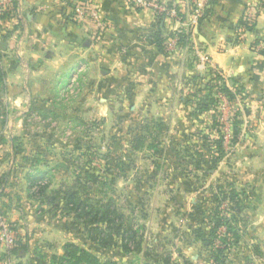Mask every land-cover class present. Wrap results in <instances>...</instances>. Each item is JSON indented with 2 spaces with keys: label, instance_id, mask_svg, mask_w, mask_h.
Instances as JSON below:
<instances>
[{
  "label": "rangeland",
  "instance_id": "rangeland-1",
  "mask_svg": "<svg viewBox=\"0 0 264 264\" xmlns=\"http://www.w3.org/2000/svg\"><path fill=\"white\" fill-rule=\"evenodd\" d=\"M197 74L185 89L198 116L192 125H127L120 97H113V81L103 75L95 94L90 78H70L62 91L29 110L22 124L0 96V238L8 231L14 238L22 235L26 221L32 230L63 232L58 242L51 234L37 248L38 264H51L57 250L49 246L62 245L65 238L101 261L117 264H145L146 250L161 264H218L219 250H224L225 264H264V226L257 228L264 209L253 204L254 180L246 181L240 170L235 130L241 119L239 96L231 100L221 90L223 81L209 70L198 69ZM97 76L91 79L100 80ZM196 105L208 109L199 113ZM36 171L47 172V178L32 181ZM78 182L87 187L81 197L92 203L113 201L125 217L116 229L134 220L142 251L132 246L126 253L116 236L119 243L113 249L95 248L85 227L72 226L73 214L55 211L39 196L44 186L50 195ZM217 211L229 223L213 233ZM227 226L234 231L225 243ZM4 242L0 264L21 263Z\"/></svg>",
  "mask_w": 264,
  "mask_h": 264
},
{
  "label": "crops",
  "instance_id": "crops-1",
  "mask_svg": "<svg viewBox=\"0 0 264 264\" xmlns=\"http://www.w3.org/2000/svg\"><path fill=\"white\" fill-rule=\"evenodd\" d=\"M9 1L11 14L0 18L5 73L0 96L5 98L4 106L17 111V122L22 124L29 110L62 91L70 78L83 74L93 83L94 94L101 90L102 75L113 81V97H120L127 125L145 121L192 125L198 116L192 112L194 105L185 97V89L198 75L199 52L210 58L223 83L239 96L240 170L246 181L254 180L253 204L264 209V55L260 53L264 45H258L264 39V0H215L212 5L208 0L209 15L192 33L183 28L190 35L189 42L167 53L148 35L156 29L157 15L135 7L130 0H76L96 8L101 27L78 18L65 0ZM159 1H171L186 19L192 15L193 0ZM257 6L261 13L254 30L240 37L241 20ZM160 26L165 35L181 28L164 19ZM2 42H6L5 49ZM96 73L100 80L91 79ZM27 222L20 235L28 251L19 260L38 264L37 248L51 234L57 235L58 242L64 233L32 230ZM260 222L257 228L264 226V216L260 215ZM64 240L62 245L49 246L57 250L55 255L64 253L69 242Z\"/></svg>",
  "mask_w": 264,
  "mask_h": 264
},
{
  "label": "trees",
  "instance_id": "trees-1",
  "mask_svg": "<svg viewBox=\"0 0 264 264\" xmlns=\"http://www.w3.org/2000/svg\"><path fill=\"white\" fill-rule=\"evenodd\" d=\"M215 0H209V5L214 4ZM179 12V11H178ZM210 13V8H206L204 15L200 22L206 18ZM11 14L10 9H6L5 11L0 12V18L8 17ZM179 15L183 18H185L184 14L179 12ZM163 22V16H157V25L156 29L149 32V38L150 40L156 44V46L159 48V50L163 53L168 52V44L170 41V38L173 37V34H166L164 32V27L160 26ZM240 30H247V31H253L255 28V25H252L250 23H247L244 19L241 20ZM189 33L181 34L179 36V45H185L189 42ZM261 54L264 55V49L260 51ZM199 77V75L196 76L195 80ZM218 79L222 80V77H218ZM4 82H5V73L2 67V59L0 57V89H4ZM221 90L225 92L231 100H234L237 96L235 93H233L232 90L229 89L225 84L222 85ZM198 108V112L202 113L203 111L207 110L208 107L204 105H196ZM236 136L240 135L241 133V119H237L236 121ZM36 175L31 178L32 181L39 179L44 180L47 178L48 173L43 171H36ZM90 178L94 180V177L91 175ZM30 180V181H31ZM5 180L1 181L3 183ZM96 181V180H94ZM43 184V183H42ZM47 186H44L42 190L39 192V196L42 200H44L45 204H48L50 206L54 207L55 211L58 210H64L67 212V214H73L75 218V222L72 224L73 227L77 228V226L82 225L85 227L88 233V240L92 243V245L95 248H98L99 250H105L110 247H116L119 242H117L116 238L120 239V243L122 246L123 251L126 253L130 252L132 250V246H135V250L140 252L141 249V239H138V234L134 230V220L129 219L125 226L118 227V229L115 228V225L117 223L124 221V215L120 214L117 209L115 208V205L113 204V201H108L106 203L102 201H96L95 203H92L89 198H83L81 197V191H87V187L81 186V184L78 182L76 186L68 187L66 189L53 191L50 195H47ZM231 196L233 199H238L239 195L235 190L231 191ZM215 217H213V221L216 222V225L214 229L212 230L213 233H216L219 226L223 224H228L229 220H224L223 217H220L218 214V211L215 212ZM234 217V216H233ZM100 223H105L107 226L106 229H102L100 227ZM228 227L227 234L225 235V238L223 239L226 243L228 241V238L233 228L230 226ZM236 231V230H235ZM215 237L216 234L214 235ZM234 236L236 237V242L240 239L238 235V229L236 233L234 232ZM28 251L27 248V241L22 237L20 234L15 235V245L12 250V254L16 256L18 259H21L24 257L26 252ZM64 253L62 255H54L51 260V264H117L116 262L112 260L107 261H101L97 255L94 254L93 251H90L88 249L82 248L81 246L75 244V243H67L63 248ZM224 250H219V253L217 257H215V261L218 264H225L224 261ZM144 258H146L147 261L145 264H161L160 261H152L151 255L148 250L144 252ZM157 260V258H155ZM1 261V259H0ZM166 263H170V259L165 260ZM19 264H23L22 262ZM31 264V263H28Z\"/></svg>",
  "mask_w": 264,
  "mask_h": 264
},
{
  "label": "built area",
  "instance_id": "built-area-1",
  "mask_svg": "<svg viewBox=\"0 0 264 264\" xmlns=\"http://www.w3.org/2000/svg\"><path fill=\"white\" fill-rule=\"evenodd\" d=\"M131 3L141 9L151 10L154 12L157 16H163L164 20H172L175 23L181 24V28L176 29L172 32L173 37L170 38L169 44H168V51H175L178 47L179 43V36L181 34H185L184 27H187L188 31L192 33V31L199 25L200 20L202 19L204 12L206 8L208 7V0H193V12L189 19L183 18L179 15V12L177 10V7L173 4H169L171 1L162 3L159 0H130ZM74 0H65V5L67 8L72 7V11L75 13V15L84 20L91 21L95 23L97 26L101 27V19L99 16L98 11L96 8L83 4L79 1H76L77 3L72 6V3ZM10 1L9 0H0V12L5 11L9 7ZM261 8L260 7H252L250 11L244 16V20L247 23H250L252 25H255V22L258 20V17L260 16ZM247 32V30H240L239 36L243 37V35ZM264 45V39L260 41L258 45ZM199 63H198V69L200 70H209L210 73H212L215 77H221V73L219 69L212 64V61L209 57L202 55L199 53ZM4 237L0 238V241H6L8 249L11 251L14 248L15 245V238L12 234V232H6L3 235ZM1 237V236H0Z\"/></svg>",
  "mask_w": 264,
  "mask_h": 264
},
{
  "label": "water",
  "instance_id": "water-1",
  "mask_svg": "<svg viewBox=\"0 0 264 264\" xmlns=\"http://www.w3.org/2000/svg\"><path fill=\"white\" fill-rule=\"evenodd\" d=\"M1 46H2L3 49H5L6 42H2V43H1Z\"/></svg>",
  "mask_w": 264,
  "mask_h": 264
}]
</instances>
